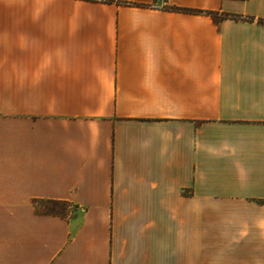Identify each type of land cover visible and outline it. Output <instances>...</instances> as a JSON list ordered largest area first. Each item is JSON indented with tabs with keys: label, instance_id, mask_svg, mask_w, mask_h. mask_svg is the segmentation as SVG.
<instances>
[{
	"label": "crops",
	"instance_id": "obj_1",
	"mask_svg": "<svg viewBox=\"0 0 264 264\" xmlns=\"http://www.w3.org/2000/svg\"><path fill=\"white\" fill-rule=\"evenodd\" d=\"M153 1L0 0V264H264V0Z\"/></svg>",
	"mask_w": 264,
	"mask_h": 264
},
{
	"label": "trees",
	"instance_id": "obj_2",
	"mask_svg": "<svg viewBox=\"0 0 264 264\" xmlns=\"http://www.w3.org/2000/svg\"><path fill=\"white\" fill-rule=\"evenodd\" d=\"M107 2H111L112 0H105ZM177 10L188 11V12H198V10L188 9V8H179L175 7ZM225 16V15H222ZM218 17H215V20H218ZM67 208V203L60 201H50V203L46 206L45 211L49 213H57V214H65Z\"/></svg>",
	"mask_w": 264,
	"mask_h": 264
},
{
	"label": "built area",
	"instance_id": "obj_3",
	"mask_svg": "<svg viewBox=\"0 0 264 264\" xmlns=\"http://www.w3.org/2000/svg\"><path fill=\"white\" fill-rule=\"evenodd\" d=\"M166 0H154L153 1V5H158V4H160V5H165V2Z\"/></svg>",
	"mask_w": 264,
	"mask_h": 264
}]
</instances>
